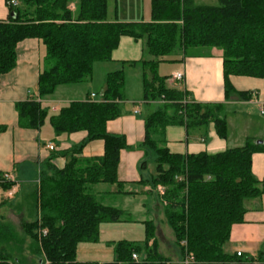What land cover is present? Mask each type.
I'll return each mask as SVG.
<instances>
[{
  "label": "trees",
  "instance_id": "obj_1",
  "mask_svg": "<svg viewBox=\"0 0 264 264\" xmlns=\"http://www.w3.org/2000/svg\"><path fill=\"white\" fill-rule=\"evenodd\" d=\"M152 5L151 22H122L107 20V0H79L75 10L68 0H18L17 6H9V19L0 20V82L16 65L17 45L28 38L39 39L45 47L38 81L40 97L53 94L60 85L87 82L96 62L111 60L121 36L145 39L155 58L142 61L143 99L159 100L163 105L145 116L142 146L147 156L155 155L156 175L150 184L153 189L166 187L160 197L166 201L176 244L183 256H193L191 264H264L262 252L247 256L224 249L232 227L244 220L245 201L264 193V181L252 173V156L264 153V142L249 139L243 146L216 153H171L165 145L168 125L190 128L211 121L218 135L225 138L226 107L223 103L189 101L186 92L167 86L168 76L157 74L158 65L172 60L178 48L182 54L218 49L223 57L226 98L236 94L249 100L251 93L238 92L230 77L264 80V0H218L216 5L153 0ZM125 90L126 75L124 69H118L108 73L100 99L74 100L55 115H49L37 98L16 105L21 127L39 129L49 118L57 136L87 132L81 144L55 154L66 158L63 168L49 165V173L40 175L35 191L40 219L25 227L43 255L39 264H46V260L48 264H88L76 258L79 243L97 242L102 223L123 221L126 215L122 209L104 204L91 190L100 183L121 185L117 170L121 151L128 144L124 135L109 133L106 126L122 115ZM96 139L104 141V154L80 157L83 148ZM15 185L0 171L4 193ZM10 201L3 195L0 208ZM144 225L145 240L118 241L115 259L106 264H171L158 251L154 223L145 221ZM44 230L46 234H42ZM13 235L12 226L0 218V264H15L4 246ZM133 254L144 257L135 260Z\"/></svg>",
  "mask_w": 264,
  "mask_h": 264
},
{
  "label": "crops",
  "instance_id": "obj_2",
  "mask_svg": "<svg viewBox=\"0 0 264 264\" xmlns=\"http://www.w3.org/2000/svg\"><path fill=\"white\" fill-rule=\"evenodd\" d=\"M195 2L198 3L197 0ZM76 4L70 5L71 9L75 10ZM9 17L10 10L7 0H0V20L7 21ZM107 20L116 21L118 19L107 17ZM201 50L205 51L197 50L187 54L181 52L172 57L170 61L173 68L169 73L161 75L168 76L167 86L186 92L187 99L192 102L223 103L226 108L246 102L236 94L226 98L222 52L218 49ZM44 55L45 47L39 39L28 38L21 41L17 45L16 65L1 77L0 171L10 173L16 185L5 193L0 186V202L3 195L12 199L18 197L24 190L28 191L26 186L38 183L42 172L49 173V165L58 169L63 168L66 158L55 154L81 144L87 136L85 131L57 136L49 118L46 119L50 122L48 126L44 122L39 129L21 127L17 103L37 98L44 108L53 113L51 115H55L62 107L74 100H86L92 97V94L96 95L94 99H100L106 87L108 73L124 69L126 99L121 103L122 115L108 121L106 126L109 133L124 135L128 144V148L121 151L117 170L121 185L100 183L94 185L91 190L104 204L125 211L124 217L130 221L139 223L153 221L161 224L162 219L158 213L160 208L158 203L162 204L160 194L157 188L153 189L150 184L156 171L155 173L148 171L147 164V159L155 161L156 158L154 154L147 156L146 148L142 146L146 132L145 116L160 109L163 105L159 100L145 101L143 99L144 65L142 61H151L155 58L151 57L152 54L148 50L146 40L135 39L129 35L121 36L117 48L112 52L111 60L96 62L93 75L87 82L60 85L53 94L40 97L38 81L43 69ZM133 61L137 63L134 66L123 65L124 62ZM175 72L183 73V79L178 83V80H172ZM132 77L135 78L133 85L129 83ZM230 80L238 92H250L252 98L263 104V79L231 76ZM240 134H242V140L238 138L234 142L236 144H230L228 128L226 137L222 138L218 135L214 122H203V124L190 128L184 124H170L165 129V145L171 153L187 155L200 152L216 153L228 148L240 147L245 145L249 139L264 141V136H257L259 135L257 132L254 134L251 127H246ZM55 137L60 139L59 143L55 141ZM50 143L55 147L53 150L49 148ZM103 154L104 141L96 139L90 141L79 155L92 158ZM143 162H145L144 167ZM252 173L256 179L264 181V153L255 152L253 154ZM245 207L244 220L232 227L230 239L224 249L229 254L242 252V255L256 256L262 252L264 255V193L260 197L247 199ZM158 230L159 225L157 233ZM254 264H259V262Z\"/></svg>",
  "mask_w": 264,
  "mask_h": 264
},
{
  "label": "rangeland",
  "instance_id": "obj_3",
  "mask_svg": "<svg viewBox=\"0 0 264 264\" xmlns=\"http://www.w3.org/2000/svg\"><path fill=\"white\" fill-rule=\"evenodd\" d=\"M78 1L68 0V3L72 5L78 3ZM197 2L203 5H216L218 0H197ZM152 3L153 0H107V17L118 20L152 21ZM188 52L190 53V51ZM175 53H181L180 49H176ZM151 57L153 58V55ZM172 68L171 61L161 62L157 69V74H167ZM149 72H152V70L150 69ZM150 76H152L151 73ZM148 78H151L149 77V73ZM129 83L131 85L135 84V78L132 77ZM250 99L251 101L246 100L242 104H235L226 108V123L230 144H236L234 142L238 138L242 140L243 137L240 132H244L246 127H251V131L254 134L256 132L259 134L257 136H264V113L261 112L262 108L264 110V102L261 104L255 98L250 97ZM51 114L53 113L49 112V115ZM45 123L48 126L50 122L46 120ZM55 139L59 143L60 139L58 137H55ZM147 164L148 171L155 173L156 161L147 159ZM39 185L40 179L38 183L31 186L27 185L26 188H28V191L24 190L18 197H13L10 203L0 210V218L12 226L13 229L14 235L4 246L13 259L16 260L15 264H39L42 261L41 258L43 255L37 249L35 240L25 230L27 223L35 219H40L37 213V207L35 206L37 200L35 191ZM158 186H161L165 193L166 187L164 185ZM163 194H160V196ZM161 203H158L160 205L158 213L160 214L162 223L159 224L152 221L156 227L154 237L158 242V251L164 257H168L171 260V264H191L193 256L191 254L183 256L179 246L176 244L175 233L168 223L165 211L166 201L161 200ZM158 225L159 230L157 233ZM145 236L144 223L130 221L127 217H124L123 221L102 223L100 226L99 240L97 242L79 243L76 258L78 261H84L88 264H106L108 261L115 259V246L118 241L143 242ZM183 244L186 243L184 242ZM137 256L139 260L144 257L142 255Z\"/></svg>",
  "mask_w": 264,
  "mask_h": 264
},
{
  "label": "built area",
  "instance_id": "obj_4",
  "mask_svg": "<svg viewBox=\"0 0 264 264\" xmlns=\"http://www.w3.org/2000/svg\"><path fill=\"white\" fill-rule=\"evenodd\" d=\"M7 3H8V5L9 6H13V7H15V6H17L18 5V0H8L7 1ZM183 79V73L182 72H175V73H173V75H172V80H182ZM95 94H92V97L93 98H95ZM261 112L262 113H264V110L263 109H261ZM49 148L51 149V150H53L55 147H54V145L53 144H49ZM4 177H5V179H7V180H10V181H13L12 180V177H11V175H10V173H4ZM182 179V178H181ZM13 189V188H12ZM11 189V190H12ZM157 191L160 193V194H163L164 193V189L161 187V186H158L157 187ZM42 234H46V231L44 230V231H42ZM241 254V252H238V255H240ZM133 258L135 259V260H137L138 259V256H137V254H133ZM188 261V260H187ZM189 262V261H188ZM46 264H48V261L46 260V262H45Z\"/></svg>",
  "mask_w": 264,
  "mask_h": 264
},
{
  "label": "water",
  "instance_id": "obj_5",
  "mask_svg": "<svg viewBox=\"0 0 264 264\" xmlns=\"http://www.w3.org/2000/svg\"><path fill=\"white\" fill-rule=\"evenodd\" d=\"M14 15V14H13ZM257 143H263L264 141L263 140H259V141H256Z\"/></svg>",
  "mask_w": 264,
  "mask_h": 264
}]
</instances>
